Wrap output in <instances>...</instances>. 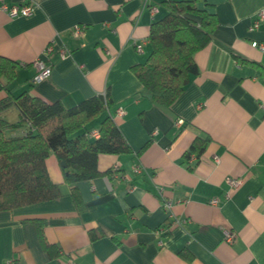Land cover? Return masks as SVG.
<instances>
[{"label":"crops","instance_id":"1","mask_svg":"<svg viewBox=\"0 0 264 264\" xmlns=\"http://www.w3.org/2000/svg\"><path fill=\"white\" fill-rule=\"evenodd\" d=\"M27 1L0 0V7ZM32 1L28 16L11 18L0 9V56L18 64L6 89L0 79V100L28 92L71 107L107 91L132 153L98 156V169L113 174L77 183L81 212L49 155L46 169L61 196L0 211V264H264V21L249 28L264 0H197L217 24L194 54L198 73L169 109L152 104L131 71L149 54V28L167 14V0ZM76 25L78 35L71 32ZM36 60L50 67L39 82ZM1 117L14 123L18 110ZM101 118L87 127L97 130ZM197 136L209 140L189 169L183 154ZM228 177L241 185L229 188ZM215 198L218 204H209ZM31 218L45 220L56 258L42 248ZM164 226L169 230L159 233ZM97 227L104 235L91 241L88 231ZM226 231L235 234L232 243Z\"/></svg>","mask_w":264,"mask_h":264},{"label":"trees","instance_id":"2","mask_svg":"<svg viewBox=\"0 0 264 264\" xmlns=\"http://www.w3.org/2000/svg\"><path fill=\"white\" fill-rule=\"evenodd\" d=\"M163 5L167 14L149 28V54L144 62L132 66L131 71L149 94L151 103L169 109L189 83L190 76L198 73L194 54L210 42L217 20L215 14L208 12V4L198 7L197 0H167ZM259 67L264 82V67ZM17 69L15 61L0 56V79L5 82L4 89L14 80ZM12 106L18 110V121L14 123L1 117ZM112 107L107 91L71 107H64L58 101L47 102L28 92L17 96L7 94L0 100V211L61 196L59 184L51 181L46 169L45 160L49 155H54L60 165L64 164L61 165L63 181L70 186L75 210H85L77 183L102 176L110 178L113 174L111 169H98V156L132 153L111 116ZM98 117H102L98 136L92 138L87 125ZM24 126L21 133L14 134ZM208 140L207 136L195 137L183 154V164L189 169L192 168L191 158L198 161ZM26 220L35 224L44 251L56 258L59 248L44 237L45 220ZM88 235L93 241L104 233L97 227L90 229Z\"/></svg>","mask_w":264,"mask_h":264},{"label":"built area","instance_id":"3","mask_svg":"<svg viewBox=\"0 0 264 264\" xmlns=\"http://www.w3.org/2000/svg\"><path fill=\"white\" fill-rule=\"evenodd\" d=\"M36 8V3L33 2L32 0L27 1L26 3H23L21 5H12V6H7L6 4H2L0 9L4 12L7 13V15L11 18L14 17H21V16H28L30 15L34 9ZM264 21V10H258L251 18V24H250V30L256 29L262 22ZM71 32L73 34H80L82 32L80 26H74L71 29ZM259 47L261 50H264V43H260ZM51 51V47L47 46V48L44 51V54H48ZM136 51L137 52H142V48L141 45H137L136 46ZM65 56L62 55V58H64ZM34 66L37 70V73L35 74L33 80L35 82H39L47 77H49L50 75V67L45 65V63L42 60H36L34 62ZM122 109H118L117 113L118 114H122ZM89 136L92 138H96L98 136V132L97 130H91L89 133ZM194 158V157H192ZM191 158V159H192ZM140 167L138 166H134V172H139ZM226 183L228 185L229 188L231 189H235L238 188L241 183L242 180L240 178H234V177H228L226 178ZM227 196V195H226ZM209 204L211 205H216L218 204V199H212L210 200ZM166 207H169L168 203H165ZM178 222H175V224H177ZM169 230L168 226H164L159 228V233H166ZM235 238V234L229 231L224 232V240L227 243H232L234 241Z\"/></svg>","mask_w":264,"mask_h":264},{"label":"rangeland","instance_id":"4","mask_svg":"<svg viewBox=\"0 0 264 264\" xmlns=\"http://www.w3.org/2000/svg\"><path fill=\"white\" fill-rule=\"evenodd\" d=\"M7 117H8V119H9V118L11 117V114H9ZM10 119H11V118H10Z\"/></svg>","mask_w":264,"mask_h":264},{"label":"water","instance_id":"5","mask_svg":"<svg viewBox=\"0 0 264 264\" xmlns=\"http://www.w3.org/2000/svg\"><path fill=\"white\" fill-rule=\"evenodd\" d=\"M61 165H62V166H64V164H63V163H62Z\"/></svg>","mask_w":264,"mask_h":264}]
</instances>
